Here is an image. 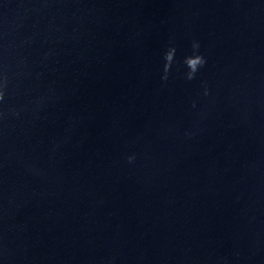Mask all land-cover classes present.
Listing matches in <instances>:
<instances>
[{
    "label": "water",
    "instance_id": "95a60500",
    "mask_svg": "<svg viewBox=\"0 0 264 264\" xmlns=\"http://www.w3.org/2000/svg\"><path fill=\"white\" fill-rule=\"evenodd\" d=\"M5 62L0 264H264V0H0Z\"/></svg>",
    "mask_w": 264,
    "mask_h": 264
},
{
    "label": "clouds",
    "instance_id": "9594fccd",
    "mask_svg": "<svg viewBox=\"0 0 264 264\" xmlns=\"http://www.w3.org/2000/svg\"><path fill=\"white\" fill-rule=\"evenodd\" d=\"M191 51L185 54L181 59L177 57V45L174 40H169L167 45L161 52L162 70L161 80L167 82L173 72L174 67L180 71L185 80L196 79L198 73L207 64V56L201 51L199 40L193 39L190 45ZM182 66V67H181ZM17 73H13L8 63H0V124L12 118L19 117L25 111L28 105L17 104L13 102V98L19 94L20 84L16 79ZM204 97L210 96V88L206 81H202ZM35 109L38 110L43 105V97L37 98L35 101ZM193 108L197 107V100L191 102ZM203 113L200 116L203 117ZM187 137L196 135L195 131L185 133ZM136 154H130L126 157L128 163H133Z\"/></svg>",
    "mask_w": 264,
    "mask_h": 264
}]
</instances>
